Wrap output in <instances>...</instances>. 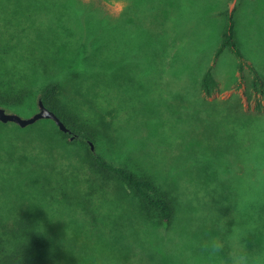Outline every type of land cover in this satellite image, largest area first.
Instances as JSON below:
<instances>
[{"label":"rangeland","instance_id":"1","mask_svg":"<svg viewBox=\"0 0 264 264\" xmlns=\"http://www.w3.org/2000/svg\"><path fill=\"white\" fill-rule=\"evenodd\" d=\"M144 1L139 15L129 18L128 21L108 19V16L116 18L122 13L127 4L126 0L80 1L86 5L94 4V7L107 15V18L87 23L86 33L77 23V33L72 36L73 42L76 41L78 44L85 40L89 44L93 41L103 47L98 49L96 45V48L93 47L87 52L86 60L81 59V65L90 71L91 76L84 74L86 70L84 69L79 70L77 77L70 74L67 76L68 79L64 80L61 77L58 80L60 83L65 81L61 86L63 101L76 106L80 116L87 119L93 128L91 132L96 138L97 150L121 162L135 160L133 156L142 161H152L161 156V151L152 149L154 143V148H159V145L156 146L160 144L158 136L173 134L168 137V140L173 139L170 146L165 148L170 161L173 156L179 154V148L185 149L189 147L188 144L197 149L198 154L202 150L195 146L202 144L209 150H214L216 148L212 146L216 144V147L225 150L230 166L242 169V176L243 171L248 170V165L262 164L264 167V117L250 120L248 116L235 112L236 110L224 111L225 106L240 103L239 109L245 113H256L257 102L246 101L244 96L245 84L235 67L237 58L226 49L214 59L220 31L228 13L235 22L234 37L244 57L248 63L257 64L264 72V0ZM91 35L97 38L93 39ZM170 37L187 40L188 46L183 51L182 61L178 60L172 77L166 81L165 79L169 78L163 73L166 63L159 60L154 63V53L161 49L164 50V54ZM25 38L28 42L25 41L26 45H33L36 52L42 46L49 52L71 51L72 59L78 56L73 46L68 47L72 43L69 38L64 37L60 43L39 36L29 28L25 32ZM15 41L16 38L11 40L12 43ZM60 44L62 50H59ZM94 50V55L90 56ZM210 65L219 81V89L213 96L206 97L195 81L200 72ZM144 74L149 78H145ZM202 99L217 100L221 103L211 109H199L196 105L201 104ZM261 102L264 105V99H261ZM191 104L193 106H185ZM35 112H37L35 108L25 106L17 113L22 117H30ZM261 113L264 115V109ZM98 115L102 122L95 124ZM2 124L6 127L0 125V203L9 202L7 205L9 208L13 202H17L13 203L15 213L26 209L24 203L17 201L20 199L23 202L26 199L23 195L17 196L20 192L26 193V197H29L35 189L33 187L37 184V179L43 183L44 178L49 177L50 181L55 178L53 168L57 164V161L55 162L57 157L65 168L87 170L83 163L87 147L80 142L69 143V138L64 140L58 133L60 131L58 127L52 129L53 125L49 123L47 126L40 120L24 128L15 123ZM118 145L119 147H115ZM36 166L40 167L41 175L33 169ZM262 173L264 176V171H261ZM249 181L248 176L243 177L239 181L241 190L231 193L230 197V207L233 208L235 203L238 206H246V216L250 212V204L261 196L259 185H251ZM177 183L173 194H178L183 207L186 201H190L192 207L204 201L209 203L203 209L194 210L195 220L191 222L192 227L196 228L200 221L201 223L205 221V224L212 227L213 220L217 222L219 217L205 214L214 210L221 217L229 216L223 206L218 207L213 200L211 201V197L205 193L204 186L197 185L191 175L181 174ZM262 193L264 194V188ZM107 200L109 204L112 203L119 208L108 214L109 217L100 214L87 218L89 226L81 231L85 237L84 241L100 245L101 255H104L102 250H105V244L111 241L108 235L113 229L110 226L114 229L115 226H129L139 230L145 223L128 207L126 200H121L118 196L113 198L110 194L107 195ZM223 201L227 203L226 200ZM52 205L54 208L56 203ZM4 210L3 213L6 215L5 212L8 210ZM44 210V215L49 220L43 223L41 229L54 247L55 243L64 242L66 237L67 239L74 237L71 242L73 245L69 244L68 248L72 249L74 242H80L76 239L80 238V227L76 224L63 227L64 221L56 216L52 217L51 208L47 207ZM184 213L185 211L180 212V223L174 226H183ZM80 217L81 214H78L77 218ZM160 229L162 234H165L163 227ZM63 230L67 231L65 238L62 232L58 235L56 233ZM99 230H103L105 234L99 236ZM136 233L139 242L147 235L142 230ZM186 241L188 240H177L179 250L192 249L190 243ZM138 251L139 248L137 254L140 256L141 253ZM117 255L118 253L106 264H116ZM138 255L131 257L132 261L129 258L126 262L118 255L120 264L149 263L146 260L144 263L140 260L134 261ZM82 256L88 257L90 254L77 244L71 260L73 263L81 264Z\"/></svg>","mask_w":264,"mask_h":264},{"label":"trees","instance_id":"2","mask_svg":"<svg viewBox=\"0 0 264 264\" xmlns=\"http://www.w3.org/2000/svg\"><path fill=\"white\" fill-rule=\"evenodd\" d=\"M80 1L0 0V106L13 113H17L25 106L38 110V99H42L45 106L52 110L69 128L70 133L57 130L63 139L69 138V143L80 142L87 147L83 157L84 167L87 166V170L65 168L57 157L55 160L57 164L53 168L55 169V178L52 181L49 177L44 178L43 183L37 179V184L33 187L35 189L29 197H26V193L22 192L17 195L19 197L23 195L26 198L23 202L20 199L17 200L25 204V210L21 209L15 213L14 204L17 202H13L14 204L12 203L9 208L7 206L9 202L0 203V264H77L71 260L74 247L77 244L84 247L85 251L90 254L88 257L82 256L81 264H101V262L106 264L117 253L122 256V261L126 262L129 258L132 261L131 257L138 255L137 248L141 255H138L134 261L140 260L144 263L146 260L149 262L148 264H188L190 256H200V245L209 235L214 234L216 222L214 219L215 223L212 222L213 226L210 227L205 224V221L202 223L200 221L196 228L192 227L191 222L195 220L194 210L203 209L209 203L200 201V204L197 203L192 207L191 202L186 201L185 207H183L178 194H173L181 174L191 175L197 185L204 186L205 193L211 197V201L213 200V203L218 207L223 206L229 213L228 217L234 211L241 219L255 225V234L251 237L253 241L249 242L250 248L264 246V194L262 193L264 176L263 173L261 174L264 167L262 164L260 166L248 165V170H244L242 176V169L229 165L226 152L221 147H216L215 144L212 147L216 149L209 150L200 144V146H195L202 150L198 154L197 149L186 142L183 144H188L189 147L179 148V154L173 156L170 161L165 148L170 146L171 140H173L172 138L168 140V137L173 135L172 133V135L158 136L157 140L160 141V144H156V146L159 145V148H154V143L152 149L161 151V156L152 161H142L133 156L132 158L135 160L121 162L109 158L97 150L96 138L91 132L93 128L87 119L80 116L76 106L63 101L61 86L65 81L60 83L58 80L61 77L66 80L70 74L77 77L79 70L86 69L81 65V59H87V52L93 47L96 48V45L98 49L103 47L93 41H90L89 44L85 40L78 44L76 41L73 42L72 36L77 33V23L86 33L88 31L87 23L107 18V15L94 7V4L86 5ZM126 1L127 4L122 13L116 18L108 16V19L128 21L129 18L132 19L139 15L140 8L145 3L144 0ZM28 28L33 29L37 35L45 36L56 42L62 43L64 37L71 39L72 43L68 47L73 46L77 52V58L72 59L73 52L62 50V44L59 49L62 51L59 52H49L46 47L42 46L36 52L33 45L25 43V41L27 42L25 32ZM234 36L235 22L233 17L227 13L226 22L220 31L218 46L214 52V59L218 58L226 49L237 58L235 67L241 81L245 84L244 96L246 101L255 100L257 102L256 113H245L239 109L240 103L229 106L232 108L225 106L224 111L236 110L235 112L248 116L250 120H258L264 117L261 113L264 109L261 102V99H264V72L257 64L248 63ZM91 37L97 38L93 35ZM15 38L17 42L12 43L11 40H15ZM167 45L164 54V50L161 49H157L154 53V63L156 60L166 63L163 69L164 75L167 74L169 77L165 79L166 81L172 77L178 60L182 61L183 51L188 44L187 40L170 37ZM158 51L162 52L158 53ZM68 52L69 54H67ZM94 53L95 50L90 56ZM246 66L248 67L247 72ZM84 74L91 76L87 69L84 70ZM143 76L149 78L147 74ZM195 82L206 97L213 96L219 89V81L211 65L200 72ZM220 103L217 100L205 101L202 99L201 104L196 107L207 110ZM185 106L190 107L193 104ZM40 121L45 122L47 126L50 123L53 125L52 129L53 127L57 128L50 119ZM95 121V124L101 123V117H96ZM0 125L6 127L2 123ZM104 125L108 124L104 123ZM71 136H74L73 140L70 139ZM90 141L94 145L93 150H91ZM115 147H119V145ZM125 151L131 154L128 150ZM33 169L40 173V167L36 166ZM245 176L250 178L249 184L259 185V189H261L259 191L261 196L250 204V212L247 216L246 206H238L235 203L233 208L230 207L231 193L241 190L239 181ZM109 194L113 198L118 196L121 200H126L128 207L145 223L139 230L129 228V226H115V229L110 226L113 229L108 235L111 241L105 244V250H102L104 255H101L100 245L96 242L90 244L88 241H84L85 237L81 231L89 226L87 218L100 214H103V217H109L108 214L119 208L112 203L109 204L107 200ZM223 200H226L227 203ZM52 203H56L54 208ZM47 207L51 208L50 213L53 211L52 217L56 216L64 221L63 227L71 224L80 227L79 236L82 240L77 237L76 239L80 242H74L72 249L68 247L69 244L73 245L71 242L74 237L65 238L67 234L65 230L56 231L57 235L59 232L63 233L64 242L55 243L54 247L52 242L47 240L45 232L41 229L43 223H47L49 220L44 215V209ZM4 209L8 210L5 212L6 215L3 213ZM182 211H185L183 226H174V224L180 223L179 214ZM78 214H81L80 219L77 218ZM232 223L229 220V227L232 226ZM162 227L165 234H162V229H160ZM140 230L147 234L141 242H139L136 233ZM41 231L44 232V236ZM103 234L105 232L99 230V236ZM179 239L188 240L186 243H190L192 249L189 251L179 250L176 244ZM118 255L116 264H120ZM198 264H210V262L204 256L201 257Z\"/></svg>","mask_w":264,"mask_h":264},{"label":"clouds","instance_id":"3","mask_svg":"<svg viewBox=\"0 0 264 264\" xmlns=\"http://www.w3.org/2000/svg\"><path fill=\"white\" fill-rule=\"evenodd\" d=\"M205 215L218 216L214 234L200 245V256L189 257L188 264H198L206 256L210 264H264V246L250 248L249 242L255 234V225L241 219L233 211L230 217H221L214 210ZM229 220L232 226L229 227Z\"/></svg>","mask_w":264,"mask_h":264},{"label":"water","instance_id":"4","mask_svg":"<svg viewBox=\"0 0 264 264\" xmlns=\"http://www.w3.org/2000/svg\"><path fill=\"white\" fill-rule=\"evenodd\" d=\"M38 110L30 117H22L17 113L9 112L5 108L0 106V122L2 123H15L20 127L24 128L29 125L36 123L42 119L52 120L58 129L63 133H70L69 128L65 123L48 107L45 106L42 99H38ZM74 136H71L70 139L73 140ZM91 150L94 149L93 143L90 141Z\"/></svg>","mask_w":264,"mask_h":264}]
</instances>
